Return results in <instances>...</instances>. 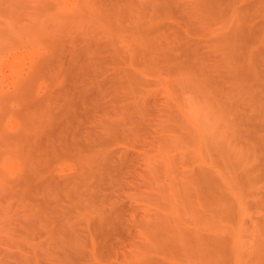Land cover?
Listing matches in <instances>:
<instances>
[{"label":"rangeland","instance_id":"1","mask_svg":"<svg viewBox=\"0 0 264 264\" xmlns=\"http://www.w3.org/2000/svg\"><path fill=\"white\" fill-rule=\"evenodd\" d=\"M0 264H264V0H0Z\"/></svg>","mask_w":264,"mask_h":264},{"label":"bare ground","instance_id":"2","mask_svg":"<svg viewBox=\"0 0 264 264\" xmlns=\"http://www.w3.org/2000/svg\"><path fill=\"white\" fill-rule=\"evenodd\" d=\"M208 249H209V248H208ZM208 249H207V250H208ZM204 251H205V250H204Z\"/></svg>","mask_w":264,"mask_h":264}]
</instances>
